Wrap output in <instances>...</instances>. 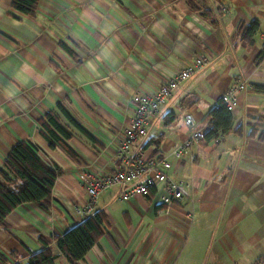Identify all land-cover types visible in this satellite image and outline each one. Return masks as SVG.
Here are the masks:
<instances>
[{
  "label": "crops",
  "instance_id": "0c3cea01",
  "mask_svg": "<svg viewBox=\"0 0 264 264\" xmlns=\"http://www.w3.org/2000/svg\"><path fill=\"white\" fill-rule=\"evenodd\" d=\"M12 1L0 0V169L26 141L63 173L50 208L23 203L8 215L0 252L28 264L30 252L44 247L41 238L57 251L54 235L82 220L73 210L87 198L82 171L109 173L120 164L132 96L156 91L204 56L209 63L180 84L133 147L168 157L187 196L164 204L155 191L129 201L118 188L103 192L96 210L106 216L105 233L74 264H264V60L257 61L264 0H194L206 15L192 0H40L35 16ZM254 20L260 29L249 43L242 27ZM239 77L249 86L232 132L175 158L191 131L186 114L208 128L210 111ZM48 113L72 133L76 157L50 145L41 124ZM152 140L159 149L146 147ZM55 264L73 263L61 254Z\"/></svg>",
  "mask_w": 264,
  "mask_h": 264
},
{
  "label": "trees",
  "instance_id": "16d2710c",
  "mask_svg": "<svg viewBox=\"0 0 264 264\" xmlns=\"http://www.w3.org/2000/svg\"><path fill=\"white\" fill-rule=\"evenodd\" d=\"M39 1L13 0L12 6L24 14L35 16ZM190 3L202 15L208 14L209 10L198 2L192 0ZM242 28L245 39L249 43H253L260 29V22L254 20L251 24ZM263 60L264 46L257 57L258 62ZM65 113L76 127L86 133L67 112ZM208 117L209 130L205 135L206 140H219L232 132L234 114L233 111L227 108L223 98L218 100ZM41 124L42 130L52 147H60L71 157H76V152L67 142L73 135L55 114L48 113L47 119L42 121ZM150 146L160 148L153 140L146 145V147ZM62 173V168L58 165L51 166L42 158L39 149L33 143L18 141L7 157L5 167L0 169V226H5L8 215L23 203H35L50 208L56 181ZM105 223L106 216L102 210H96L94 213L82 218L80 222L74 223L62 235H54L57 251H54L50 242L41 238L44 247L30 252L28 264H55L57 257L61 254L65 255L73 264L84 259L104 235ZM0 262L2 264H21L20 261H10L1 252Z\"/></svg>",
  "mask_w": 264,
  "mask_h": 264
},
{
  "label": "built area",
  "instance_id": "2783aa9c",
  "mask_svg": "<svg viewBox=\"0 0 264 264\" xmlns=\"http://www.w3.org/2000/svg\"><path fill=\"white\" fill-rule=\"evenodd\" d=\"M208 63L207 57L198 56L156 91L138 92L132 96L134 115L125 126L117 143L116 153L120 164L115 171L109 173L102 170L82 171L80 179L87 198L85 202L73 206L77 215L84 218L94 213L102 193L113 188L119 189V199L123 201H129L134 196L148 197L153 191L164 204H170L187 196V185L175 180L169 174L172 161L168 157H160L146 150L133 152V147L140 138L148 134L150 121L160 113L180 84L201 72ZM248 86V80L239 77L226 90L222 98L230 111L234 112L240 106L241 95ZM185 123L191 131L173 150L172 155L177 159L182 158L194 144L205 140L209 130V127L199 125L195 115L190 112L185 116Z\"/></svg>",
  "mask_w": 264,
  "mask_h": 264
},
{
  "label": "rangeland",
  "instance_id": "374dc122",
  "mask_svg": "<svg viewBox=\"0 0 264 264\" xmlns=\"http://www.w3.org/2000/svg\"><path fill=\"white\" fill-rule=\"evenodd\" d=\"M165 109V108H164ZM164 109H163V111H164Z\"/></svg>",
  "mask_w": 264,
  "mask_h": 264
}]
</instances>
